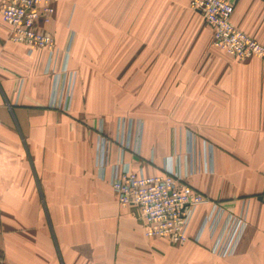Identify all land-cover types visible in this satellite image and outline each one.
Listing matches in <instances>:
<instances>
[{
  "label": "crops",
  "instance_id": "0c3cea01",
  "mask_svg": "<svg viewBox=\"0 0 264 264\" xmlns=\"http://www.w3.org/2000/svg\"><path fill=\"white\" fill-rule=\"evenodd\" d=\"M230 1L234 26L264 46V0ZM90 6L56 0L43 27L53 55L10 42L0 16V264H264V58L238 61L213 48L212 29L188 0ZM84 11L101 36L93 51L90 39L72 35L70 15ZM87 59L92 72L79 65ZM65 67L76 73L68 112L50 107L54 74ZM89 76L96 83L83 90ZM189 133L197 171L189 185L248 224L234 256L213 255L206 232L183 245L147 238L138 210L122 207L112 188L120 164L156 176L170 158L184 176ZM205 143L214 147L213 173L201 169ZM209 209L197 210L191 239Z\"/></svg>",
  "mask_w": 264,
  "mask_h": 264
},
{
  "label": "built area",
  "instance_id": "2783aa9c",
  "mask_svg": "<svg viewBox=\"0 0 264 264\" xmlns=\"http://www.w3.org/2000/svg\"><path fill=\"white\" fill-rule=\"evenodd\" d=\"M192 11L203 16L212 29V47L238 61L254 57L264 58V46L237 29L233 22L234 5L230 0H188ZM56 14V0H0V16L9 28V41L26 46L29 53L44 50L54 54L56 42L53 35L43 29ZM69 56V53H67ZM76 73L67 67L54 74V87L50 107L68 112L71 109ZM142 128V123L138 124ZM123 121L118 143L124 150L132 148L127 141ZM185 162L189 166L183 176L166 160L160 175L148 176L143 171H133L127 165L116 166L111 181L112 188L122 207H133L147 238H163L172 245H183L192 240L199 243L204 233L213 239L211 253L219 258L234 256L247 228L246 220L229 213L222 203L212 201L188 183L196 171V138L189 133ZM201 169L214 172V147L206 144ZM138 153V149L134 148ZM108 142H101L98 167L104 171L109 165ZM209 205L200 230L192 239L189 231L197 210Z\"/></svg>",
  "mask_w": 264,
  "mask_h": 264
},
{
  "label": "rangeland",
  "instance_id": "374dc122",
  "mask_svg": "<svg viewBox=\"0 0 264 264\" xmlns=\"http://www.w3.org/2000/svg\"><path fill=\"white\" fill-rule=\"evenodd\" d=\"M85 1H86L87 6H88L87 9L88 10L92 9L93 6H90V5H91V3H93V0H85ZM70 22H72L77 27V30L72 31V35L74 37H76L78 40H80V39H90L91 40V42H90L91 45H89V48H87V47H81L80 48V56L82 57V55L85 53V51L87 49H91L93 51L95 38H101L100 34H98V32L96 30L95 14L92 12H85L84 11L82 13L70 15ZM79 65L86 67L87 70H91V69L94 70V60H90V59L89 60L88 59L83 60L82 62H79ZM92 70L90 72H92ZM87 73L89 75V71H87ZM102 80L106 83V85L109 86L111 84L112 79L111 78H104ZM80 83H81L80 86L83 87V90H85L86 88L90 89L91 87H93L95 85L96 79L94 77H91V76L84 77V78H81ZM78 86H79V83H78ZM80 86H79V89L81 88Z\"/></svg>",
  "mask_w": 264,
  "mask_h": 264
}]
</instances>
